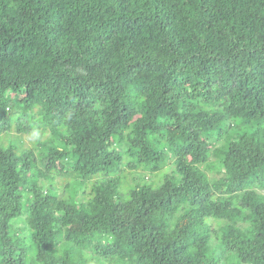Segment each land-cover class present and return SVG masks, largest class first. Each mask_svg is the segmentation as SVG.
<instances>
[{"label":"trees","instance_id":"16d2710c","mask_svg":"<svg viewBox=\"0 0 264 264\" xmlns=\"http://www.w3.org/2000/svg\"><path fill=\"white\" fill-rule=\"evenodd\" d=\"M1 136L0 264H264V0H0Z\"/></svg>","mask_w":264,"mask_h":264},{"label":"rangeland","instance_id":"374dc122","mask_svg":"<svg viewBox=\"0 0 264 264\" xmlns=\"http://www.w3.org/2000/svg\"><path fill=\"white\" fill-rule=\"evenodd\" d=\"M8 143H9V140L7 141L6 138H2V136L0 137V146H7ZM142 173H143V171H142ZM158 173H159V176H157ZM158 173L153 174L154 179L152 181H150L153 185H156L158 183V181L160 180V178L165 174L162 170L159 171ZM155 176H157V177L155 178ZM146 178L151 179L149 174L147 175ZM128 180H129V184L132 185L134 183V181L131 179L130 176H129Z\"/></svg>","mask_w":264,"mask_h":264}]
</instances>
